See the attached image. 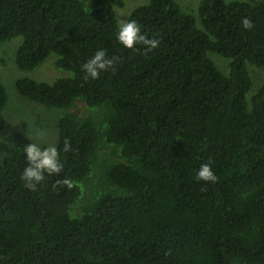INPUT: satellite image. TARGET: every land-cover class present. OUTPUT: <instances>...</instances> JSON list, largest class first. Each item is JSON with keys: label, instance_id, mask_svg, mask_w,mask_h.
Masks as SVG:
<instances>
[{"label": "trees", "instance_id": "16d2710c", "mask_svg": "<svg viewBox=\"0 0 264 264\" xmlns=\"http://www.w3.org/2000/svg\"><path fill=\"white\" fill-rule=\"evenodd\" d=\"M124 1L0 0V43L21 37L16 67L53 53L70 73L15 81L61 111L63 169L28 188L33 141L13 135L0 157V264H264V0H201L195 16L146 0L128 19L159 40L151 50L116 40ZM99 48L114 63L92 79L82 65ZM6 102L0 83V136ZM204 163L215 182L196 178Z\"/></svg>", "mask_w": 264, "mask_h": 264}, {"label": "rangeland", "instance_id": "374dc122", "mask_svg": "<svg viewBox=\"0 0 264 264\" xmlns=\"http://www.w3.org/2000/svg\"><path fill=\"white\" fill-rule=\"evenodd\" d=\"M200 1L176 0L184 12L194 16ZM145 2L146 0H125L122 7L114 9L117 24L121 20H128L130 12L137 6L145 4ZM20 42L21 37H15L0 43V83L7 94V102L3 110L4 128L0 136V157L9 153L12 137L16 133H22L32 141L41 143L42 146L55 145L57 137L56 121L61 111L46 108L22 97L15 89V81L19 78H30L38 82L52 83L57 78L70 76V73L66 70L54 66L56 55L53 53L32 70L23 71L18 69L14 62V54ZM210 57L216 65L218 64L220 68L224 69L225 64L221 57L216 54H211ZM257 83L253 82L252 89L256 88ZM41 132H43V135H39Z\"/></svg>", "mask_w": 264, "mask_h": 264}, {"label": "clouds", "instance_id": "9594fccd", "mask_svg": "<svg viewBox=\"0 0 264 264\" xmlns=\"http://www.w3.org/2000/svg\"><path fill=\"white\" fill-rule=\"evenodd\" d=\"M243 27L250 29L252 22L248 18H244ZM115 38L127 49H132L137 45H145L148 50H151L159 44L158 39L148 38L142 32L141 25L135 19L119 21ZM113 63L114 61L112 58H109L107 50L99 48L82 65V71L87 77L96 79L102 72L111 68ZM39 135H43V132L39 133ZM69 150L70 144L65 140L63 151L67 152ZM22 151L26 159V166L23 168L20 178L30 189L35 188L40 182L44 181L46 174H59L63 169V164L61 163L60 155L55 145L42 146L41 143L33 141L24 145ZM196 178L208 183L217 180V176L214 174L210 163L200 165L196 173ZM62 183L68 188H71L73 184L69 179H64Z\"/></svg>", "mask_w": 264, "mask_h": 264}]
</instances>
